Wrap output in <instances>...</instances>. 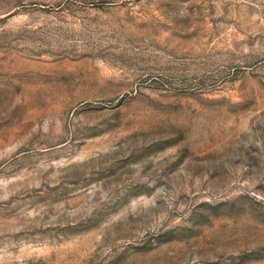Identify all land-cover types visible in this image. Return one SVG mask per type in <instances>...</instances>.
<instances>
[{"label":"rangeland","instance_id":"374dc122","mask_svg":"<svg viewBox=\"0 0 264 264\" xmlns=\"http://www.w3.org/2000/svg\"><path fill=\"white\" fill-rule=\"evenodd\" d=\"M0 264H264V0H0Z\"/></svg>","mask_w":264,"mask_h":264}]
</instances>
